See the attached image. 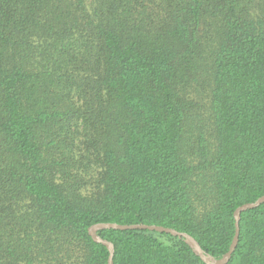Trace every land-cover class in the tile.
Instances as JSON below:
<instances>
[{
	"label": "trees",
	"instance_id": "trees-1",
	"mask_svg": "<svg viewBox=\"0 0 264 264\" xmlns=\"http://www.w3.org/2000/svg\"><path fill=\"white\" fill-rule=\"evenodd\" d=\"M264 196V0H0V264H108L99 223L220 259ZM114 264H205L100 230ZM228 264H264V204Z\"/></svg>",
	"mask_w": 264,
	"mask_h": 264
},
{
	"label": "water",
	"instance_id": "water-1",
	"mask_svg": "<svg viewBox=\"0 0 264 264\" xmlns=\"http://www.w3.org/2000/svg\"><path fill=\"white\" fill-rule=\"evenodd\" d=\"M262 204H264V196L259 198L255 202L244 204L236 209L234 213L235 234H234V237H233V240L229 247L228 252L224 254L223 257L220 259H216L213 256L208 255L202 249L200 244L189 234L184 233V232H178L172 228H166V227L157 226V225H146V224L120 225V224H111V223H99V224H95L92 227H90L88 230V233L94 242L100 243L107 247L109 251L108 264H114V261H113L114 253H115L114 245L112 242L108 240H104L98 235V231L107 230V229H113V230H119V231L148 230L152 232L155 231L159 233H166V234H169V235H172L174 237H178L184 240L193 250L195 255H197L202 260V262H204L205 264H228L239 242L240 221H241L242 213L248 210L256 209Z\"/></svg>",
	"mask_w": 264,
	"mask_h": 264
}]
</instances>
